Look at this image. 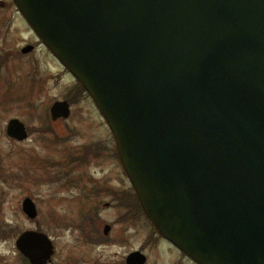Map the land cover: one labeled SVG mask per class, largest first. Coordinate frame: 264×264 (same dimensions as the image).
<instances>
[{
  "label": "water",
  "instance_id": "1",
  "mask_svg": "<svg viewBox=\"0 0 264 264\" xmlns=\"http://www.w3.org/2000/svg\"><path fill=\"white\" fill-rule=\"evenodd\" d=\"M15 2L99 106L160 234L199 264H264V0ZM8 134L28 137L19 120ZM17 246L55 253L36 232Z\"/></svg>",
  "mask_w": 264,
  "mask_h": 264
},
{
  "label": "rangeland",
  "instance_id": "2",
  "mask_svg": "<svg viewBox=\"0 0 264 264\" xmlns=\"http://www.w3.org/2000/svg\"><path fill=\"white\" fill-rule=\"evenodd\" d=\"M33 38L11 2L1 0L0 264H29L16 246L28 230L52 239L54 264H126L140 248L147 264H192L153 235L147 220H126L127 208L119 203L104 206L111 198L105 188L125 184L112 133L87 93L77 89L47 50L38 46L21 53ZM69 98L72 116L52 121L50 107ZM13 118L30 132L22 143L6 134ZM95 185L102 194L96 195ZM26 198L37 206L36 220L22 210ZM107 225L112 226L109 241L100 243L107 238Z\"/></svg>",
  "mask_w": 264,
  "mask_h": 264
},
{
  "label": "flooded vegetation",
  "instance_id": "3",
  "mask_svg": "<svg viewBox=\"0 0 264 264\" xmlns=\"http://www.w3.org/2000/svg\"><path fill=\"white\" fill-rule=\"evenodd\" d=\"M126 184L123 185L121 189L107 188L105 191L110 195V202L106 203L105 206L110 207L112 205H117L118 203L123 207L127 208V214L132 211H137V196L134 188L125 178ZM103 190L100 194H102ZM142 251V250H141ZM144 252V251H143Z\"/></svg>",
  "mask_w": 264,
  "mask_h": 264
}]
</instances>
